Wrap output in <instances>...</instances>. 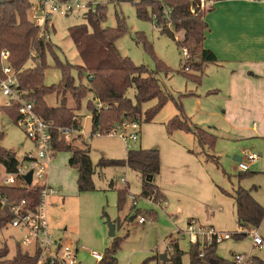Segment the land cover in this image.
Instances as JSON below:
<instances>
[{
	"label": "rangeland",
	"instance_id": "1",
	"mask_svg": "<svg viewBox=\"0 0 264 264\" xmlns=\"http://www.w3.org/2000/svg\"><path fill=\"white\" fill-rule=\"evenodd\" d=\"M105 5V21L101 23V28H115L116 14L125 21L126 32L115 41V47L122 57L129 58L136 66H145L151 71H160L156 75L159 86L165 95L172 97V100L163 106L151 123H144V116H141L140 140L130 143V149H126L125 143L114 135L102 134L91 137V110L99 104L91 94H87L81 101L80 107L72 99L69 91L60 88L44 98L49 107H59L63 100L64 106L74 113L80 124L79 135H63L66 145L72 146V142L81 139V146H90V158L94 166L97 165L101 155L121 159L126 150H138L143 147L156 149L161 152L165 163L176 162L188 167L199 166L201 171L207 174L208 181L205 182L202 176L200 180V190L196 194L198 203L202 211H206L211 216L215 213L218 204L215 203L209 183L216 189L233 194L238 187L245 190H252L253 198L264 206V157L249 166V177L239 178L241 171L237 167L234 157H242L243 153L261 154L264 152V140L260 138H249L248 128L254 121L258 122L256 115L252 112L242 113L234 107L225 112L223 105L227 96L223 91L210 92L216 88H221L227 82V70H206L200 85L191 82L188 75H199L197 70H190L188 73L183 68L188 62L184 61L177 42L181 39V33H176L170 28L173 38L167 36L164 29L159 31L154 28L151 14L148 13V20H140L136 16L133 2L120 3L114 5L108 0H95ZM33 0V4H35ZM103 3V4H102ZM31 11V9H30ZM28 17L31 20V12ZM83 13H72L69 16L52 15L50 25L46 26L40 34L48 36L52 51H46L45 62L47 69L44 72L43 84L46 87H58L61 81V73L54 66L57 58L63 64L77 66L81 60L74 47L73 42L68 36V30L72 27L85 24ZM89 32L91 29L89 28ZM143 40H139L138 37ZM144 44L149 47L145 49ZM195 55V53H194ZM193 59V56L191 55ZM5 61L0 60V65L4 66ZM29 62L26 67H31ZM159 66H161L159 68ZM165 67L167 69H165ZM191 72H193L191 74ZM75 86L87 85L84 77L80 78L76 70H71ZM195 77V79L197 78ZM225 80V82H224ZM192 91V92H191ZM190 93V95L185 96ZM127 96L133 100V90L127 91ZM4 100L0 99V146L16 155L17 160H21L25 153L31 152L35 155L29 140L27 139L22 127L15 124L12 118L5 112L8 107L3 105ZM177 104V105H176ZM156 105L153 100L143 105V112ZM181 106V113L177 106ZM79 109V110H78ZM10 110V109H9ZM227 118L225 119V116ZM178 117L183 123L190 126H197L214 137V146H200L196 138L191 133L184 131H173L168 133L166 124L168 121ZM80 120V121H79ZM115 127V126H114ZM82 130V134L80 133ZM243 131V132H242ZM61 132V131H60ZM77 138V139H76ZM74 143V142H73ZM172 145L175 147H172ZM183 149L185 152H193L192 158H182L176 149ZM70 154L65 151L54 152L49 168L47 182L56 194L47 199L46 218L48 232L55 240H60L63 244H76L79 248L76 264H95L90 253L95 252L104 256L105 250L109 248L114 239H124L120 248L117 250L115 258L116 264H142L148 259L157 256V260L149 261L147 264H162L159 256L167 259L166 248L168 246L167 237L175 234L177 226L185 228L176 219L170 216L168 207L164 203L156 204L153 200L140 198L141 186L139 180L122 167L96 168L92 177L94 190L79 193L76 185V170L70 168L67 160ZM112 158V159H113ZM208 160V161H206ZM4 171L0 166V187ZM194 177H196L193 174ZM127 177L129 191L138 195L139 201L135 208L131 209L133 202L129 195L125 199L121 211L118 210L117 191L124 188L122 179ZM111 180L116 182L114 188H110ZM211 180V182H210ZM209 182V183H208ZM195 185H199L195 183ZM191 187H194L191 184ZM220 191V190H219ZM221 193V192H220ZM135 194V195H136ZM222 194V193H221ZM227 199L231 197L224 195ZM64 198L62 202L61 199ZM232 199V198H231ZM167 209H165L166 207ZM13 209V208H12ZM140 211L143 215L153 213L155 218L149 221L147 218L144 224H138L136 216L131 222L130 217ZM130 213V214H129ZM129 214V216H128ZM137 214V213H136ZM217 215V214H216ZM127 217V220H124ZM147 217V216H146ZM226 220L222 227L213 225L217 231L229 232L232 235L241 233L237 229L236 220ZM117 220L120 222L117 223ZM195 220V219H194ZM114 226V234L110 235V227ZM182 229V230H183ZM261 237H264V222L256 229ZM179 235V233H178ZM176 237H178L175 234ZM28 232L12 228L10 225L0 230V247L7 246L9 258H12L19 248L30 256L37 255L39 251L36 246L31 244L24 245V240L30 239ZM178 245L182 251V264H189L188 251L190 245L184 237H180ZM252 250L251 236L247 235L236 240L232 238L217 245V256L225 261H230L233 253H249ZM253 256L264 260V250H253ZM38 264V262H37ZM166 264H170L166 263Z\"/></svg>",
	"mask_w": 264,
	"mask_h": 264
},
{
	"label": "trees",
	"instance_id": "2",
	"mask_svg": "<svg viewBox=\"0 0 264 264\" xmlns=\"http://www.w3.org/2000/svg\"><path fill=\"white\" fill-rule=\"evenodd\" d=\"M205 1L215 3L225 0ZM108 2L118 5L124 2L132 3L133 0H108ZM133 5L138 19L148 20V13H150L151 20L156 17L158 24H162L164 28L166 24L162 20L163 11H169L170 28L176 33H181V39L177 42L178 48L180 51L186 48L193 56L186 66L189 70H197L199 73L198 77L190 74L188 77L200 82L203 64L216 62L213 53L205 50L202 45L207 30L204 17L212 10V5L203 10L199 7V0H138ZM32 6L33 0H0V50L9 52L8 63L16 71L21 89L27 92L26 98L34 102L36 113L51 125L53 151H65L70 154L68 166L77 172L78 192H90L94 190L92 181L94 167L89 157V148H73L66 145L60 132L62 130L78 131L80 124L74 113L64 106L63 100L59 107L53 108L45 103L44 98L60 88L64 92L71 93L72 99L79 108L80 101L88 93L91 94L93 99L103 106L99 111L90 108L91 137L101 132L103 135L107 134L114 126L124 121H140L142 115L144 123H151L168 100L173 98L165 95L159 86L156 75L161 66L158 71H151L145 66H136L129 58L120 55L115 47V41L126 32L125 21L116 14L115 28H101V23L106 18L105 5H99L95 12L84 14L85 24L68 30V36L74 44L81 64L73 67L55 58L54 66L61 73V81L58 87L44 86V72L48 68L45 55L47 50L52 51V46L48 36L45 33L41 35L38 26L29 19L28 14ZM139 40L143 39L139 36L138 42ZM144 47L149 50L146 44ZM29 62H32V66L26 67ZM71 70H76L80 78L84 77L87 85L75 86ZM130 89L133 90V100L127 96V91ZM153 100L156 101V105L143 112V105ZM177 107L181 113V106ZM7 109L5 112L15 124H18L17 109L15 107ZM166 130L168 133L177 130L191 133L200 146L208 145L210 148L214 146L215 139L212 135L188 123H183L178 117L167 122ZM17 163L15 153L0 146V166L3 171L13 173ZM96 167H129L138 171L142 176V189L139 197L151 199L156 204L165 202L158 188L147 180L148 177L159 173L158 150H129L126 159H102L98 161ZM249 176L248 172L239 174V178ZM109 186L112 185L109 184ZM221 192L235 201L237 224L241 233L232 235L233 238L238 240L246 237L250 231L259 228L264 222V207L255 201L249 190L238 187L233 194L222 189ZM127 195V188L117 191L119 211L122 210ZM0 197L6 201L5 205H0V230H2L8 227L14 219L11 211L12 205L19 206L24 201L23 210L35 211L39 201V188L37 186L28 189L0 187ZM136 212L145 221L147 219L153 221L155 218L153 213L143 215L140 211ZM123 240L122 238L113 240L111 246L105 250L100 264L117 263L115 255ZM167 241L166 252L170 264H182L183 253L178 243L172 237H168ZM216 249V244L205 247L202 251L198 246H190L189 264H230L229 261L216 256ZM201 253L203 258L199 257ZM152 260H157V256L142 264H147ZM37 262V255L30 256L19 248H16L14 256L9 258L7 246L0 247V264H37ZM250 264H264V261L257 256H251Z\"/></svg>",
	"mask_w": 264,
	"mask_h": 264
},
{
	"label": "crops",
	"instance_id": "3",
	"mask_svg": "<svg viewBox=\"0 0 264 264\" xmlns=\"http://www.w3.org/2000/svg\"><path fill=\"white\" fill-rule=\"evenodd\" d=\"M204 21L207 25V30L205 32L202 45L205 50L213 53L216 62L203 64L200 82H197L194 79H191L190 81L194 82L196 85H200L204 77V71L211 68V70L214 71L223 69L227 70V82L225 83V85L221 88L210 90V92L215 93L218 91H223V93L226 94L227 99L225 100L223 105V109H225V112H227L228 109H234L235 107L242 113L252 112L253 114H255L256 119L259 121H254L252 125H250V127L248 128L249 133L246 137L260 138L264 140V2H255L249 0H225L215 2L212 4V10L205 15ZM192 73L193 72H191V74ZM187 95H190V93L186 94L185 96ZM226 118L227 116H225V119ZM74 133L75 136L79 135L77 131H74ZM80 133L82 134V130ZM69 134V136L73 135L72 132H70ZM139 141L141 142L140 138ZM73 142V148H89L90 157V146H81V139L79 140V142H77V145H75L76 140H74ZM172 147L174 146L172 145ZM147 148L149 147H143L140 149L149 150ZM176 150L179 153L178 155H180L182 158L193 157V155L189 156V154H192L193 152L187 153L180 148ZM128 151L129 150H126L124 156H122L121 159H115L111 156L107 157L105 155H101L99 160H124L126 159ZM159 158V173L156 176L149 178L150 182H152L158 188L159 192L164 196L165 202L163 203L168 207L170 216H174L176 219H178L179 216V222L185 225L189 220L195 219L202 225H215L218 227H222L221 224L230 219L229 216H231L233 220H236L237 229L238 231H240L237 224L235 201L231 198L227 199L226 197H224L223 194H221V188H218L217 190L212 183L208 182L209 186H211V191L214 192V201L216 204H218L215 213L212 212L210 216L206 211L203 212L202 208H200L201 205L200 203H198L196 198V194L200 190V180L198 176H202L205 182L208 181V176L206 173L201 171V167H197L194 165L192 167H188L184 164H179L176 162H172L169 164L165 163L163 161L161 152H159ZM239 158L241 157H234L233 160L238 159L239 161ZM238 161H236V163ZM91 163L94 167V170H96V168L98 167L94 166L92 160ZM122 168L130 173L132 172L133 175L136 174L135 176L138 178V183L140 184L142 189L141 174L129 167ZM102 169L104 168H101L100 170ZM247 172H249V170ZM193 174L196 177H194ZM127 180L128 179L126 177L125 179L121 180V183L124 184V188L128 189V195L133 201L131 203V209H133L137 205V201H139V198L136 193L135 195L134 193L129 191V184ZM195 183H198L199 185L196 186ZM109 184L112 185L110 186L111 188H114L116 182L114 180H111ZM191 184H193L194 187H191ZM124 188H120L119 190ZM252 190L255 191L256 189L252 188L251 190H249L251 195ZM61 201L63 202L64 198H62ZM167 207L165 209H167ZM136 213L131 217L129 216L130 213L128 214L131 222L135 219V216H138V214ZM124 220H127V217ZM118 222H120V220H117V223ZM182 229L183 228L177 226L175 234L178 237H176L175 234H170L168 237H172V239L178 243V240L181 237L180 234L178 235V232ZM262 239L264 240V237H262ZM58 240L64 241L65 239L60 238ZM68 243L72 244V242ZM74 246L77 249L78 253L79 248L76 244H74ZM254 249L257 248L252 247V250H250L248 254L253 256L252 254ZM234 254L235 253H233L232 255ZM240 254L243 255L247 253ZM158 258L162 264L169 263V257H167V259H163L159 256ZM261 260L264 261L263 259Z\"/></svg>",
	"mask_w": 264,
	"mask_h": 264
},
{
	"label": "built area",
	"instance_id": "4",
	"mask_svg": "<svg viewBox=\"0 0 264 264\" xmlns=\"http://www.w3.org/2000/svg\"><path fill=\"white\" fill-rule=\"evenodd\" d=\"M31 8V21L38 26L39 32L46 26L50 25L52 15L69 16L78 12L86 14L95 12L96 8L101 5L95 0H35ZM255 2H264V0H249ZM103 4V3H102ZM201 10L212 5V2L199 0ZM194 13V11H192ZM169 11L164 10L162 24H158L156 17L152 18L154 28L162 31L170 29ZM181 55L184 61L191 59V54L186 48L181 49ZM9 52L0 50V60L6 62L4 66L0 65V99L4 100L5 107H15L18 112V124L22 127L27 139L29 140L35 155L31 152L25 153L21 160H17L16 170L13 173L4 172L1 180L3 187H16L19 189H28L32 186L39 188V201L35 211L23 210L22 201L19 206H11L14 219L9 224L12 228L20 229L30 234V239L24 240V245H35L39 251L38 264H76L77 249L73 244H63L60 240L52 238L48 232L46 218L47 199L55 194V190L48 185L47 176L49 164L54 157L52 149L51 125L45 122L35 111V104L26 98L27 92L21 89L16 71L9 65ZM185 73L190 70L187 66L183 68ZM99 103L95 110L102 108ZM71 130H62V135H69ZM141 133L140 121H124L116 125L108 135H114L120 138L127 149H130V143H136ZM100 136V134H96ZM264 157L261 154L243 153L237 162L238 169L241 172H247L249 166ZM31 174V182L27 184L25 177ZM151 200V199H149ZM6 201L0 197V205H5ZM146 221L143 217L137 219L138 224H144ZM184 237L190 246H198L200 251L212 244L218 245L223 241L230 240L232 234L215 230L212 226L202 225L196 220H189L185 228L178 232ZM252 239V247L264 250V240L256 229L248 234ZM95 264H100L103 256L95 252L90 253ZM203 258V254L199 255ZM250 254H234L231 256L230 264H250Z\"/></svg>",
	"mask_w": 264,
	"mask_h": 264
},
{
	"label": "water",
	"instance_id": "5",
	"mask_svg": "<svg viewBox=\"0 0 264 264\" xmlns=\"http://www.w3.org/2000/svg\"><path fill=\"white\" fill-rule=\"evenodd\" d=\"M165 32H166L168 37L173 38V34L171 33L170 29H166ZM234 161H238V159H234ZM147 180L150 181V178L148 177ZM25 181L27 182V184H30V182H31V174H28L25 177ZM110 235L111 236L114 235V228L112 226L110 227Z\"/></svg>",
	"mask_w": 264,
	"mask_h": 264
}]
</instances>
